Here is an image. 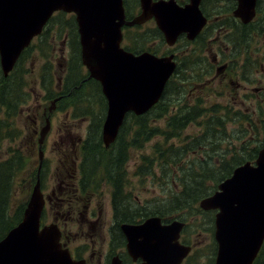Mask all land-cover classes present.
Listing matches in <instances>:
<instances>
[{"label":"water","instance_id":"95a60500","mask_svg":"<svg viewBox=\"0 0 264 264\" xmlns=\"http://www.w3.org/2000/svg\"><path fill=\"white\" fill-rule=\"evenodd\" d=\"M200 1L191 0L185 9H177L166 1L141 0L142 13L127 22L123 0H0L3 73L9 75L23 50L43 31L55 11L74 12L83 63L90 77L101 83L107 98L103 140L109 146L129 111L144 114L160 101L176 67L172 57H158L150 52L136 55L123 49L122 27L155 17L167 41L173 44L181 31H188L193 37L205 24ZM238 1L234 14L243 22H250L256 15L257 0ZM49 128L48 118L39 139V168ZM44 203L38 175L23 219L0 240V264L84 263L73 260L69 250L62 248L55 224L41 229ZM200 205L206 210L218 209L215 264H253L264 242V147L255 162L236 167ZM183 225L180 221L161 225V218L153 216L140 225L124 224L123 229L130 253L141 256L144 264H180L191 251V246L179 241Z\"/></svg>","mask_w":264,"mask_h":264},{"label":"rangeland","instance_id":"374dc122","mask_svg":"<svg viewBox=\"0 0 264 264\" xmlns=\"http://www.w3.org/2000/svg\"><path fill=\"white\" fill-rule=\"evenodd\" d=\"M129 2L134 4L133 0H129ZM71 16L68 14L63 19L54 20L52 24L50 23L47 34L35 39L34 47L23 55L16 70L12 73L21 76L23 80L22 90L28 96V100L20 107L18 114L12 118L15 126L20 130V134L14 137H5L0 141V163L11 159L16 153L23 159L22 167L15 170L16 174L14 173L10 180V189L7 190L0 184V211L6 215L4 220L0 221V230L6 229L7 221L19 218L21 213L18 212L20 208L22 211L24 210V205L36 182L39 165L38 139L41 128L45 125L43 108L46 107L49 111V107L52 105L51 100L57 96H63V100L58 104L59 111L55 114L54 120L52 118L53 130L55 126L82 128L84 133L89 125L92 128L100 126V121L106 115L107 103L101 97L97 84L92 80H86L82 86L76 87L81 82V65L80 71L78 67L76 68L79 76H75V69H69L67 66L71 60L75 64H78L80 60L76 34H73L72 22L70 21ZM144 38L146 40V37ZM243 41L248 42L246 34L240 36L241 47L239 48V56H237L239 63L244 64L245 62L246 65L243 66V77L236 78V80L244 81L250 87L251 92L239 91L238 95L235 92L229 93V90H225L226 88L217 86L219 81L216 79L214 84L208 88L204 99L207 103L202 104L204 107L219 104L221 105L218 106L220 112L217 115L222 116L223 113L230 114L232 117V121L227 122L228 134L232 141V145L228 144V146L231 148L232 146L240 148L245 142L246 129H249L252 134L254 133V125L251 124L249 118L255 123V126L259 127L261 135L256 137V141L253 143L254 147L261 145L264 141V126L261 121V117L264 119V30L258 31L257 27L256 36L249 45L244 44ZM68 43H70V47H68ZM16 76L14 77L16 78ZM213 76L214 73L208 74L209 78ZM177 84H180V81ZM169 88L175 92L178 87L172 84ZM192 103L198 102L193 101ZM224 105L232 106L231 112H226L222 108ZM5 106L0 102V118L5 117ZM177 109L178 106L173 107L172 114L176 113ZM165 119L159 118L152 122L161 128H165ZM133 129V120L129 118L127 128L123 133L125 143L133 139V133L128 135L129 131ZM203 131V127L192 124L181 130L180 135L172 138L169 143H173L177 147L176 152L184 153L191 146L183 144L186 142L187 136L200 135ZM52 134L53 132L43 146L45 156L49 160L56 157L55 153L58 150L57 145L52 147L50 144L49 140ZM218 134L221 136V132ZM162 139L163 136H157L143 144L142 147L128 143L125 154L128 156V161L124 165L128 174L126 173L123 177L122 208H128L126 211H130L129 213H139V209L146 211L156 209L162 215L176 217L187 223L184 231L185 238L190 244L189 246H194V249L185 264H215L218 250V244H215L214 239L215 212H206L201 209L199 201L203 197L195 201L183 199L178 202L174 201L176 196L183 195L184 189L179 183L181 176L183 175L186 179L190 178V176H185L187 170H183L181 166L189 167L192 162L199 165L200 162L197 161L196 157L200 158V161L203 159L201 157L203 147L195 148V153L190 150L187 157L180 158L177 162L169 161L170 169L166 172L157 166L158 161H156L155 175H144L142 173L144 158L155 155L154 145ZM194 139L190 144H193ZM182 146L186 148L182 149ZM263 146L264 144L260 149ZM217 147L209 151L212 158L210 162L218 161L219 156L217 154L224 147L223 141ZM94 153L91 149L87 150L84 157L91 159V155ZM43 172L42 169L41 175ZM91 174L92 188L98 194L100 193L97 197L103 207V218L109 220L113 209L110 193L112 188L106 182L111 183L110 181H101L103 175L101 166L99 169L93 166ZM206 186H209L211 191L218 187V185H212V179L208 178ZM117 191L120 192V190ZM84 239L86 238L82 237V240Z\"/></svg>","mask_w":264,"mask_h":264},{"label":"flooded vegetation","instance_id":"af4514ba","mask_svg":"<svg viewBox=\"0 0 264 264\" xmlns=\"http://www.w3.org/2000/svg\"><path fill=\"white\" fill-rule=\"evenodd\" d=\"M133 1L134 4H131L129 0H124L127 22H131L143 11L141 0ZM153 1H166L172 8L177 9H185L191 5V0ZM238 4V0H201L199 10L205 17V24L193 37L190 36V32L181 31L173 44L167 41L155 17L141 24H125L122 28L121 47L136 55L150 52L158 57H172V61L176 62V68L169 82L176 87H182L186 100L205 99L208 88L216 79L219 81L217 86L226 88L225 90H229V93L235 92L238 95L239 91L251 92L244 81L236 80L243 77V66L246 65L245 62L240 64L237 56L241 47L240 36L246 34L248 42H243L249 45L256 36V28L258 27V31L264 30V0H257L256 15L248 23L234 14ZM74 18L76 44L82 68L81 82L76 87L82 86L86 80H92L97 84L101 97L107 103L101 83L90 77L88 68L83 63L79 26L76 16ZM211 73H214V76L209 78L208 74ZM77 75L79 76V73ZM178 81L180 84H177ZM60 98L61 96H57L53 99L54 101L51 100L52 105L49 111L48 108H43L45 122L48 118L50 120V128L43 146L53 132L49 141L52 147L57 145L58 150L55 158L49 160L45 156L39 170L41 190L45 200L41 227L49 224L57 225L62 247L70 251L73 259L84 261V264H144L145 260L141 256L130 253L129 240L123 225H140L153 216L161 218V225H169L178 218L162 215L155 209L147 210L146 215L129 213L126 207L118 211L113 207L110 219L103 218V207L97 197L100 193L98 194L92 188L91 168L94 165L90 159L84 158V155L87 150L94 151L96 139L101 141L102 148L111 151L113 147H116L122 127L109 146H106L103 140L104 118L100 121V126L92 128L89 125L84 133L82 128L55 126L53 130L52 118L54 120L55 114L59 111ZM135 116L142 115L135 114L133 111H129L126 115V117ZM122 138L125 141L123 136ZM120 147L127 149L128 144L123 142ZM123 156L125 157V154H122L119 160L125 165L128 160L125 161ZM42 169L44 172L41 175ZM109 171L112 175H102V182L110 181L111 178L123 179L126 173L128 174L124 167L120 171L123 173L122 177L118 176L117 168L109 169ZM14 173L16 174L15 170ZM106 184L112 188L110 192L112 197L115 187L107 182ZM116 196L122 200L123 194L120 191ZM29 199L24 205L25 208ZM21 210L22 208L19 211ZM210 211L216 213V210ZM183 223L179 240L182 244L190 245L184 234L187 223ZM82 237L86 239L82 240ZM215 244H217L216 241ZM193 249L194 246L192 251ZM188 258L189 256L181 264H185Z\"/></svg>","mask_w":264,"mask_h":264},{"label":"trees","instance_id":"16d2710c","mask_svg":"<svg viewBox=\"0 0 264 264\" xmlns=\"http://www.w3.org/2000/svg\"><path fill=\"white\" fill-rule=\"evenodd\" d=\"M67 15L68 14L64 12H59L53 21L63 19ZM70 21L72 22V30L75 35V18L73 15L71 16ZM47 31L48 29L40 37L45 36ZM32 47L34 46H30L24 51L17 65L8 76H4L0 66V102L6 105L5 117L0 118V141L5 137H14L20 134V130L17 129L12 118L18 114L20 107L28 100V96H26V93L22 90L23 80L21 76H16L12 73L16 70L23 55ZM71 61L67 63V66L69 69H75V76H78L77 74L79 72H76V68L78 67L80 71V60L78 64ZM14 76H16V78ZM170 86L171 82L168 84L161 101L157 103L148 113L138 117H128L125 124L122 126L121 134L116 147H113L111 151L102 148L101 141L96 139L94 149L95 153L91 155L90 160L98 169L99 166H101L103 175L105 176L112 175L109 169L113 170L115 168L118 170V176H123V173L120 171L123 169L124 163H122L119 159L122 154H126L127 149L121 148L120 145L124 142L122 136L127 128L129 118H131L134 123V129L129 131L128 135L133 133V139L127 141L126 144L132 143L135 146L142 147L143 144L149 142L151 139H154L157 136H163L162 141L156 142L154 145L155 155L145 156L144 158V162L142 164V173L144 175H155L154 168L157 166L161 167L163 172L169 171V161L177 162L180 158L184 159L187 157L190 150L195 153V148L203 147V151L201 152V157L203 159L200 161V158L196 157L197 161L200 162L199 165L192 162V165L189 167H185L184 165L181 166L183 170H187L185 176H190V178L186 179L183 175L181 176L179 183L184 189L182 192L183 195H180V197L176 196L174 200L177 202L180 199L185 201H195L210 195L216 190L211 191L209 186H206L207 178L212 179V185L217 186L221 181L229 177L233 170L240 164L247 161H255L258 157L260 147L264 144V141L261 145L254 147L253 143H255L256 137L261 135L259 127L255 126V123H253L251 118H249L251 124L254 125V133L252 134L249 129H246L247 136L244 138L245 142L240 146V148L235 146H232V148L229 147L228 144L232 145L231 137L229 136L227 130V122L232 121L230 114L222 113V116H218L217 114L220 112L218 106L221 105L216 104L217 106L204 107L202 104L207 103V101L202 98L196 99L194 102L197 101L198 103L193 104V101L186 100L184 98L185 91L182 87H178L174 92L169 88ZM62 100L63 97L59 101V104ZM177 106L178 111L172 114L173 107ZM222 108H224L226 112H231L232 106L228 107L227 105H224ZM168 113H170V115H168ZM209 113H211V115H209ZM159 118H166L165 128H161L152 122ZM261 121L264 126V119H262V117ZM192 124L203 127L204 131L200 135L187 136L186 142L183 144L185 146L191 145L190 148L186 149L184 153H181L180 151L176 152L177 147H175L173 143H169V141L175 136L180 135L179 133L181 130L186 129ZM219 132H221V136H219ZM193 139V144H190ZM222 141L224 147L217 154L219 156L218 161L210 162L212 158L209 155V151L214 149V147L215 149L218 148L217 146L222 143ZM115 148H117V151H115ZM184 148L186 147L182 146V149ZM123 158L125 161L128 160L127 155H125V157L123 156ZM156 161H158L157 166ZM22 165L23 159L18 153H16V155H14L11 159L0 163V184L2 187H5L7 190L10 189V180L14 175V170L21 168ZM110 183L115 187V191L112 196V204L115 210L118 211L122 208V202L120 197H117L116 195L119 193L117 190L122 191V188L124 189L123 179L113 180V178H111ZM18 213H21L18 219H11L7 221L6 229L0 230V239L5 235L10 227L15 225L20 220L22 210ZM139 214L146 215V210L139 209ZM5 216L6 215L3 211H0V221H3ZM253 264H264V243Z\"/></svg>","mask_w":264,"mask_h":264}]
</instances>
